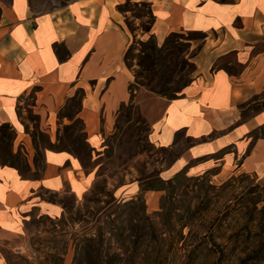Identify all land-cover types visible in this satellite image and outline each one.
<instances>
[{"label":"crops","instance_id":"1","mask_svg":"<svg viewBox=\"0 0 264 264\" xmlns=\"http://www.w3.org/2000/svg\"><path fill=\"white\" fill-rule=\"evenodd\" d=\"M127 3L150 10L141 38L200 34L195 75L164 97L161 115L151 122L150 142L175 153L159 177L234 170L264 176V133L250 135L264 129V108L241 122L242 111L264 93V0H51L45 6L0 0V125L10 127L11 152L23 151L27 165L22 173L0 163V264L16 255L32 217L62 214L63 205L50 196L79 199L95 179L72 151L54 146L55 134L58 126L80 123L95 160L119 108L130 100ZM33 122L48 135L39 165ZM115 191L141 194L150 211L162 196L160 188L142 189L137 179Z\"/></svg>","mask_w":264,"mask_h":264},{"label":"rangeland","instance_id":"2","mask_svg":"<svg viewBox=\"0 0 264 264\" xmlns=\"http://www.w3.org/2000/svg\"><path fill=\"white\" fill-rule=\"evenodd\" d=\"M35 1L45 6L51 0ZM123 9L131 34L124 57L131 78L130 100L119 108L114 128L104 137L95 160L80 123L58 126L55 134L54 146L72 151L85 168L93 169L95 179L79 199L69 193L50 196L63 205L62 214L32 217L8 264H264V255L245 259L238 254L243 247L264 250L263 175L234 170L217 176L179 173L168 181L159 177L175 153L150 142L151 122L161 115L164 97L176 95L195 75L192 58L200 34H170L162 42L141 38L152 21L147 5L127 3ZM189 39L196 41L191 44ZM263 94L242 111L241 122L264 108ZM31 127L39 165L48 135L36 128V122ZM263 133L261 127L250 135ZM12 138L10 127L0 125V163L17 165L26 173L24 152H11ZM133 179L141 180L142 189H161L157 210H148L141 194L117 195L115 189ZM181 215L203 225L206 238L201 248H214L215 259L205 249L199 255L191 253L202 239L194 235L186 240L187 251L160 250L167 242V230L179 229L176 221ZM188 230L185 227L183 234Z\"/></svg>","mask_w":264,"mask_h":264},{"label":"trees","instance_id":"3","mask_svg":"<svg viewBox=\"0 0 264 264\" xmlns=\"http://www.w3.org/2000/svg\"><path fill=\"white\" fill-rule=\"evenodd\" d=\"M189 221H190L189 216L181 215L176 221L178 222L177 224H179V229H177V232H174L172 227H171L172 229L167 230V233H169L168 236L166 237L167 242L166 244L161 246L160 250L162 252H169L172 250L173 251H177V250L187 251V247L189 244L186 242V240L188 236L194 235L195 237H200L202 239H200V242H198L196 246H194V249L191 250V253L193 254L195 253V255H199L205 249L206 255L215 259L217 256H216V250L214 248H206V247L201 248L203 247L202 245H203L204 239L206 238V232L203 230L204 229L203 225L200 223L193 224L192 222H189ZM185 227L189 228L187 235L183 234V229ZM163 234H165V232H162V236ZM213 244L215 246H219V244L215 240H213ZM238 254L240 256H243V258L245 257V259L246 258L247 259L249 258L257 259L260 256L262 257L264 255V250L256 249L253 247H243L240 250H238ZM160 264H167V263L164 262Z\"/></svg>","mask_w":264,"mask_h":264}]
</instances>
